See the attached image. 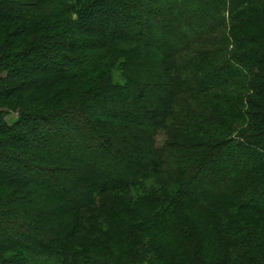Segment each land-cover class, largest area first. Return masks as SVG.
<instances>
[{
	"label": "trees",
	"instance_id": "1",
	"mask_svg": "<svg viewBox=\"0 0 264 264\" xmlns=\"http://www.w3.org/2000/svg\"><path fill=\"white\" fill-rule=\"evenodd\" d=\"M0 264H264V0H0Z\"/></svg>",
	"mask_w": 264,
	"mask_h": 264
},
{
	"label": "rangeland",
	"instance_id": "2",
	"mask_svg": "<svg viewBox=\"0 0 264 264\" xmlns=\"http://www.w3.org/2000/svg\"><path fill=\"white\" fill-rule=\"evenodd\" d=\"M17 119H18V115L13 114V113L9 114V115L6 117V121H7L10 125L14 124V123L17 121Z\"/></svg>",
	"mask_w": 264,
	"mask_h": 264
}]
</instances>
